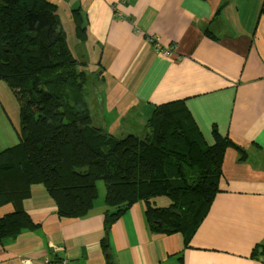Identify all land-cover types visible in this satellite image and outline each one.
Listing matches in <instances>:
<instances>
[{"label": "crops", "instance_id": "obj_1", "mask_svg": "<svg viewBox=\"0 0 264 264\" xmlns=\"http://www.w3.org/2000/svg\"><path fill=\"white\" fill-rule=\"evenodd\" d=\"M52 1L58 12L68 10V0ZM69 1L87 31L86 39L78 38L66 13L73 37L99 48L94 55L88 46L102 72L92 98L96 124L117 136L142 132L124 123L130 116L146 121L156 105L184 100L208 143L216 127L246 157L226 149L220 191L188 247L181 233L151 231L142 201L106 231L111 207L104 187L85 216L70 218L59 216L45 186L33 184L21 207L36 226L0 239V264H58L61 258L69 264H264V0ZM16 207L0 205V217Z\"/></svg>", "mask_w": 264, "mask_h": 264}, {"label": "trees", "instance_id": "obj_2", "mask_svg": "<svg viewBox=\"0 0 264 264\" xmlns=\"http://www.w3.org/2000/svg\"><path fill=\"white\" fill-rule=\"evenodd\" d=\"M57 8L52 0H0V81L12 89L20 116L18 142L0 150V205L17 206L0 217V239L36 226L21 207L33 184L45 186L59 216L81 218L103 180L111 207L106 231L142 201L150 230L181 233L188 247L220 191L226 149L244 158L245 148L216 127L208 143L184 100L156 105L142 132L117 136L96 124L85 99L83 62L69 48ZM73 19L78 37L86 39L79 8ZM159 197L169 204H155ZM260 247L264 254V243Z\"/></svg>", "mask_w": 264, "mask_h": 264}, {"label": "rangeland", "instance_id": "obj_3", "mask_svg": "<svg viewBox=\"0 0 264 264\" xmlns=\"http://www.w3.org/2000/svg\"><path fill=\"white\" fill-rule=\"evenodd\" d=\"M71 1L68 0L66 3L67 11L65 10V7H62L59 12L57 7V15L59 20V25L63 29V32L66 36L67 43L69 45V48L72 50L73 54L77 56L82 62L83 65H81L82 70L84 71L85 75V82H84V92H85V99L87 104L91 107L92 105V98L93 94L95 93V90H97L100 86V76L97 78L96 72H100L101 67L98 63V57L94 59V57L90 56V51L88 50V46L90 44L91 48L93 49V54H98V47L93 46V44L89 42H80V40H77L74 38L76 37L73 32L72 24L69 26L66 23V13L73 15V11H71ZM61 16V18H60ZM76 33V31H75ZM77 35V33H76ZM74 36V37H73ZM78 37V35H77ZM79 38V37H78ZM76 41L82 46H74L73 41ZM95 48V51H94ZM77 49H79L77 51ZM89 51V52H88ZM93 55V56H94ZM100 89V88H99ZM93 111V110H92ZM128 121V122H127ZM124 123V126L129 128V126L132 125V127L138 128L141 127V131H143L145 122L140 118V122L133 121V117L130 116L129 120H127ZM20 127V116H19V104L18 100L16 99L12 89L8 86V84L5 81H0V149H4L6 147L12 146L18 142V131ZM126 135V134H125ZM97 187L100 189L101 187H104L105 190V184L103 180L97 181ZM161 200H165V202H162ZM170 200L167 197H159L158 203H165V205L169 204Z\"/></svg>", "mask_w": 264, "mask_h": 264}, {"label": "built area", "instance_id": "obj_4", "mask_svg": "<svg viewBox=\"0 0 264 264\" xmlns=\"http://www.w3.org/2000/svg\"><path fill=\"white\" fill-rule=\"evenodd\" d=\"M154 47H155V49H157L160 53H162L164 55H168V56L171 55V52L168 49L160 48L157 45H154ZM58 264H69V261L67 258H61V259H59Z\"/></svg>", "mask_w": 264, "mask_h": 264}]
</instances>
